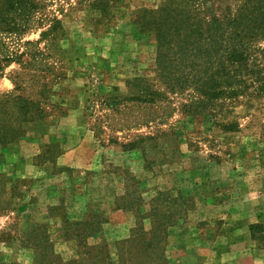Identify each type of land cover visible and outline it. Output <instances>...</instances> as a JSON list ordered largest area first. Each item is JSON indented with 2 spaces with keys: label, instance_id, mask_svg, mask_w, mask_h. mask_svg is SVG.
<instances>
[{
  "label": "rangeland",
  "instance_id": "374dc122",
  "mask_svg": "<svg viewBox=\"0 0 264 264\" xmlns=\"http://www.w3.org/2000/svg\"><path fill=\"white\" fill-rule=\"evenodd\" d=\"M40 1L47 2V13L62 18L65 35L40 42L42 30L37 25L41 9L33 15L34 22L26 32L19 36L0 34V96L11 94L27 99L34 104L28 117L35 121L22 122L24 116L14 102L6 103L7 108L0 104V139L17 137L0 144V155L15 153L34 165L50 163L46 160L55 158L58 150L74 146L79 139L76 133L86 128L93 132L98 145L136 141L145 148L147 165L160 179L156 191L176 193L187 186L194 192L214 193L215 201L221 199L220 203L210 204L209 220L216 231L224 232L228 224L218 215L228 212L223 200L232 192L230 183L242 179L239 183L247 184L246 177H264V51L259 50L257 60L262 71L261 86H251L252 93L238 99L213 107L209 104L204 114L186 111L191 102L187 92L168 93L167 99L155 103L123 101L111 106L106 96L125 97L133 92L127 86L128 80L154 75L156 41L150 34L139 33L133 22L137 10L157 8L164 0H110L105 14L92 7L94 0ZM257 45L264 49V41ZM16 55L20 58H12ZM153 87L164 88L157 81H153ZM39 111L48 116L39 115ZM232 120L238 121V131L222 129L221 123ZM15 126L17 131L13 130ZM65 136L68 139L63 141ZM141 137L147 138L140 142ZM205 169H211V176L224 184L218 186L209 178L211 188L204 186L209 182L204 181ZM111 170L123 171L128 178L131 175L121 168ZM0 173V264H33L12 240H23L28 228L43 223L47 196L55 185L90 184L94 176L87 170L72 169L55 173L51 181L45 182L35 177L19 178L14 171ZM194 182L200 186L195 187ZM12 189L15 197L10 195ZM140 190L139 187V194ZM192 198L196 203L195 195ZM29 201L31 220L13 215ZM65 202L69 203L70 198ZM98 209L102 215L106 212ZM250 217L254 218V214ZM256 223L264 224V219ZM47 229L50 232L48 225ZM50 238L64 259L75 257L72 247L63 244L56 232H50ZM254 242L253 254L241 253L242 262H248L245 257L264 255V247ZM257 261L254 259L253 264Z\"/></svg>",
  "mask_w": 264,
  "mask_h": 264
},
{
  "label": "trees",
  "instance_id": "16d2710c",
  "mask_svg": "<svg viewBox=\"0 0 264 264\" xmlns=\"http://www.w3.org/2000/svg\"><path fill=\"white\" fill-rule=\"evenodd\" d=\"M109 1L94 0L92 7L105 14L110 8ZM226 1L229 0H164L157 8L137 10L133 22L137 31L152 35L156 41L154 75L128 80L127 86L133 92L125 97L106 96L108 104L115 106L123 101L155 103L167 99L168 93L187 92L191 102L186 105V111L204 114L209 104L213 107L238 99L251 94V86H261L262 71L257 60L259 50L264 49L258 47L257 42L264 41V0ZM47 6V2L40 0H0V34L19 36L26 32L34 22L33 15L41 9L37 25L42 30L40 42L50 36L64 38L62 18L47 13ZM12 58L19 59L20 56ZM153 81L164 88L153 87ZM8 102L17 104V109L24 116L22 122L35 123L28 117L34 104L21 96H0L1 106L7 108ZM42 113L39 111V115ZM221 126L228 132L239 129L238 121L234 120L221 123ZM13 130L17 131V127ZM16 138L0 139V144ZM145 138L141 137L140 142H144ZM54 145L57 147L58 143ZM122 147L126 150L141 148L145 153V148L136 141L123 143ZM57 153L55 158L51 156L46 161L54 163L62 150ZM68 170L72 169L58 166L53 174ZM129 178L135 180L131 175ZM138 190L139 185L133 181L126 196L117 204V207L134 213L135 224L130 236L115 242L113 247L106 241H89L107 222V217L98 208L89 206L74 221L66 217L63 202L57 208H50L63 216L64 240L76 242V255L64 259L55 250L47 225L37 223L23 233L25 246L34 250L33 264H170V228L187 218L189 211L195 207V201L192 196L181 192L159 189L150 201L149 210L144 212V200L141 190L140 194ZM10 195L15 197L14 189ZM250 232L258 246L264 247V224H250Z\"/></svg>",
  "mask_w": 264,
  "mask_h": 264
},
{
  "label": "crops",
  "instance_id": "0c3cea01",
  "mask_svg": "<svg viewBox=\"0 0 264 264\" xmlns=\"http://www.w3.org/2000/svg\"><path fill=\"white\" fill-rule=\"evenodd\" d=\"M76 134L79 136L78 142L63 150L54 163L34 165L15 153L0 156V171H14L19 178L35 177L45 182L51 181L54 177L53 170L58 166L87 170L92 173L94 176L92 183L78 182L74 187L71 183L55 185L50 191V196H47L49 201L43 223L50 227V232H56L60 241L72 247V252L75 253L76 242L64 240L63 216L57 210L51 211L50 208H57L63 202L65 215L70 221L80 217L89 206L105 209L104 215L107 217V222L104 223L101 231L89 241L91 243L106 241L113 247L115 242L130 236L135 217L132 211L117 207L118 202L126 196L131 183L123 171H112V167L127 170L135 179L134 181L141 188L144 212L149 210L150 201L160 180L157 174L153 173L152 168L147 165L144 151L141 148L126 150L122 144L98 145L93 132L87 128L78 130ZM67 139L66 136L62 138L63 141ZM202 172L205 182H208L210 178L218 186L224 184L219 179L216 180L213 175L211 176V169H205ZM106 178L108 180L104 182ZM214 179L216 181H213ZM211 180L208 185L205 183L204 186L211 188ZM241 180L237 179L230 183L232 192L223 200V204L226 207L228 205V212L222 217H220L222 214L218 215L220 220L228 224L224 232L216 231L209 220L210 204L217 199L215 194L205 193L204 190L198 193L186 188L187 186L180 187L184 195H195L196 206L189 211L185 220H181L170 228L168 235L170 264H253L254 259L258 260L257 264H264V255L258 256L257 254L252 259L245 257L248 262L245 260L242 262L244 257L241 254L243 251L253 254L256 248L251 236L250 224L264 219V177L260 175L246 177L244 180L249 182L247 184L239 183ZM193 185L200 186L197 182ZM69 186L73 187L70 193ZM67 198H70L69 203L65 202ZM215 202L220 203L221 199ZM30 203L29 201L22 204L18 210L13 212V215L23 220H31ZM252 214L254 218L250 217ZM148 226L149 223H146V227ZM15 240L21 252H25L30 261H33V248L25 246L22 239L16 238L12 241Z\"/></svg>",
  "mask_w": 264,
  "mask_h": 264
}]
</instances>
